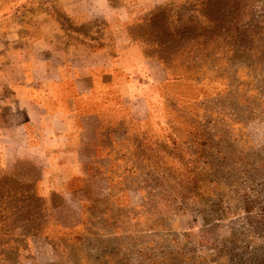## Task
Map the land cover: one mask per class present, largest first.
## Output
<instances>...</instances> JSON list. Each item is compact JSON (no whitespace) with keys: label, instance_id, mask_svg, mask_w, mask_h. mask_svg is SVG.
Instances as JSON below:
<instances>
[{"label":"rangeland","instance_id":"1","mask_svg":"<svg viewBox=\"0 0 264 264\" xmlns=\"http://www.w3.org/2000/svg\"><path fill=\"white\" fill-rule=\"evenodd\" d=\"M75 1L0 0V41L85 32L75 113L0 162V264H264V0Z\"/></svg>","mask_w":264,"mask_h":264},{"label":"crops","instance_id":"2","mask_svg":"<svg viewBox=\"0 0 264 264\" xmlns=\"http://www.w3.org/2000/svg\"><path fill=\"white\" fill-rule=\"evenodd\" d=\"M82 2L77 0L69 3L71 8H65L75 26L91 16L76 9ZM27 33L25 43L0 41V162L6 150L20 146L21 133L32 129V134L43 138L52 131V126L45 127V123L52 119L62 123L63 118L73 115L82 92L79 75L69 61L79 45L77 36L85 32L47 18L35 23ZM88 35L94 36L92 32ZM106 47L104 44L94 53L107 50Z\"/></svg>","mask_w":264,"mask_h":264}]
</instances>
